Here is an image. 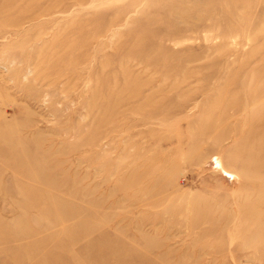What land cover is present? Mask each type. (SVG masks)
Listing matches in <instances>:
<instances>
[{
    "label": "rangeland",
    "instance_id": "rangeland-1",
    "mask_svg": "<svg viewBox=\"0 0 264 264\" xmlns=\"http://www.w3.org/2000/svg\"><path fill=\"white\" fill-rule=\"evenodd\" d=\"M0 264H264V0H0Z\"/></svg>",
    "mask_w": 264,
    "mask_h": 264
}]
</instances>
